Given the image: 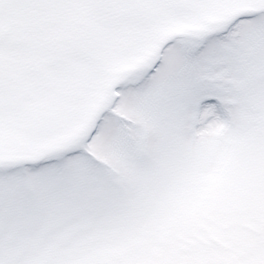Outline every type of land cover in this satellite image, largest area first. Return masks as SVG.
Instances as JSON below:
<instances>
[{"label":"snow or ice","instance_id":"6c2138e0","mask_svg":"<svg viewBox=\"0 0 264 264\" xmlns=\"http://www.w3.org/2000/svg\"><path fill=\"white\" fill-rule=\"evenodd\" d=\"M204 0H0V264L85 214L90 177L136 156L166 95L226 115L227 78L264 71V11L216 31L165 33ZM264 85V79L261 81Z\"/></svg>","mask_w":264,"mask_h":264},{"label":"rangeland","instance_id":"374dc122","mask_svg":"<svg viewBox=\"0 0 264 264\" xmlns=\"http://www.w3.org/2000/svg\"><path fill=\"white\" fill-rule=\"evenodd\" d=\"M263 4L204 0L196 9L215 18L240 8L258 13ZM195 17L189 12L163 32L187 34L200 27ZM262 79L257 62L228 77L239 96L221 98L226 115L166 95L142 125V150L107 161L106 179L89 178L99 195L88 212L47 226L11 255L29 264H230V256H264ZM235 241L246 252H235Z\"/></svg>","mask_w":264,"mask_h":264}]
</instances>
